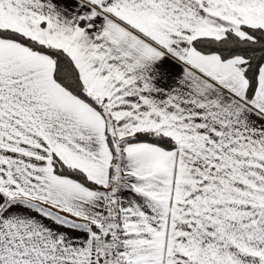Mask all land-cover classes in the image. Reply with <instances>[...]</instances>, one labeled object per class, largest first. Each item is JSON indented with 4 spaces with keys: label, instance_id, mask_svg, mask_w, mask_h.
I'll return each mask as SVG.
<instances>
[{
    "label": "snow or ice",
    "instance_id": "1",
    "mask_svg": "<svg viewBox=\"0 0 264 264\" xmlns=\"http://www.w3.org/2000/svg\"><path fill=\"white\" fill-rule=\"evenodd\" d=\"M0 264H264V0H0Z\"/></svg>",
    "mask_w": 264,
    "mask_h": 264
}]
</instances>
